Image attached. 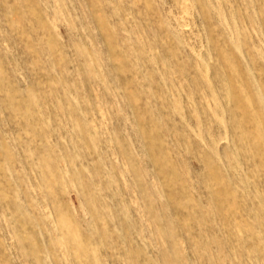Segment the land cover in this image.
Wrapping results in <instances>:
<instances>
[{
    "label": "rangeland",
    "instance_id": "374dc122",
    "mask_svg": "<svg viewBox=\"0 0 264 264\" xmlns=\"http://www.w3.org/2000/svg\"><path fill=\"white\" fill-rule=\"evenodd\" d=\"M0 264H264V0H0Z\"/></svg>",
    "mask_w": 264,
    "mask_h": 264
}]
</instances>
